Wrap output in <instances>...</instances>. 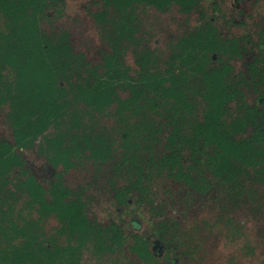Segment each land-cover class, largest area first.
<instances>
[{"label":"trees","instance_id":"trees-1","mask_svg":"<svg viewBox=\"0 0 264 264\" xmlns=\"http://www.w3.org/2000/svg\"><path fill=\"white\" fill-rule=\"evenodd\" d=\"M172 3L200 18L172 40L162 60L141 46L127 16L137 4L163 11ZM62 5L0 0V105L11 129L9 139H0V264H85L84 255L100 262L128 239L139 260L128 264H151L159 261L158 250L147 235L129 236L119 225L92 220L87 187L74 194L62 175L45 187L22 155L31 151L65 170L93 161L96 185L126 207L153 196L156 176L204 192L209 184L199 178L213 163L225 157L254 163V141L263 148L264 164V90L251 104L231 63L251 50V74L264 69V63L255 66L264 51V21L251 46L248 37H223L216 16L200 10L201 0H101L93 18L106 35V49L101 63L91 64L74 50L67 30L43 27ZM131 51L133 65L125 59ZM234 113L255 115L252 139L235 134ZM107 117L116 120L117 131L101 123ZM15 188L36 202L34 218L17 205ZM49 217L56 225L48 229ZM129 220L138 230V220Z\"/></svg>","mask_w":264,"mask_h":264},{"label":"rangeland","instance_id":"rangeland-1","mask_svg":"<svg viewBox=\"0 0 264 264\" xmlns=\"http://www.w3.org/2000/svg\"><path fill=\"white\" fill-rule=\"evenodd\" d=\"M61 1V12L44 22L43 27L52 31L67 30L76 52L84 54L91 64L101 63L102 50L106 49V35L93 18L101 0ZM202 9L207 16H216L215 24L223 36L248 37L249 43L251 38L257 41L253 33L264 21V0H243L239 8L232 0H201ZM199 16L196 12L188 14L172 3L163 11L137 4L130 8L127 18L137 31L141 46L146 47L155 58L163 60L169 55L172 40L187 35L195 28ZM239 21L242 23L239 24ZM252 52L244 51L236 60H231L236 71H243L253 59ZM261 54L258 57L260 64L255 62L257 67L264 63V51ZM135 57L132 51L129 52L125 56L127 64L133 65ZM243 80L247 85L248 101L255 103L258 94L264 90V69ZM37 106V101H33V115ZM7 112V108L0 105V139L11 136ZM254 120L253 114L234 113L231 120L233 131L241 138L252 139ZM101 123L111 131L118 130L114 118H102ZM253 144L255 160L250 167L240 166L234 159L225 157L213 163L210 171L206 170L212 182L207 193H193L181 182L156 176L153 196L127 207L113 202L105 187H92L96 179L100 180L92 165L71 170L50 169L36 153L28 151L22 156L25 166L47 187L55 174L64 177L74 194L83 192V188L87 187L84 196L92 220L119 225L131 236L137 232L129 220L134 214L142 223L140 232L149 235L152 241L162 243L163 258L151 264H174L172 260H176V264H264L263 148L257 141ZM211 178H217L219 182L214 183ZM12 190L17 192L15 201L24 211V216L34 218L38 208L36 202L19 195L16 188ZM55 225L53 217L46 220L48 229ZM129 242L130 239L121 250L109 254L103 261L98 262L94 256L88 255H84L83 261L85 264H128L129 260H138L129 250Z\"/></svg>","mask_w":264,"mask_h":264},{"label":"flooded vegetation","instance_id":"flooded-vegetation-1","mask_svg":"<svg viewBox=\"0 0 264 264\" xmlns=\"http://www.w3.org/2000/svg\"><path fill=\"white\" fill-rule=\"evenodd\" d=\"M236 1V0H235ZM234 2V1H233ZM243 2V1H242ZM242 2H240V3H237L236 4V2L235 3H233L234 4V6L237 8H239L240 7V4L242 3ZM207 15V14H206ZM200 18V17H199ZM216 20V19H215ZM236 21V20H235ZM236 22H238V21H236ZM223 37H225V36H223ZM244 52V50H242V53ZM247 52V51H246ZM238 57V56H237ZM236 57V58H237ZM252 57H253V55H252ZM234 60H236V59H234ZM249 62H253V59L251 58L250 60H249ZM248 62V63H249ZM247 63V64H248ZM247 64H246V67L243 69V71L242 72H238V71H236V69H234V71H235V75L239 78V80H241V79H245V78H247V77H249L250 78V76H252V74H251V72L249 71V69H248V67H247ZM243 73V74H242ZM245 81V80H244ZM246 87H247V85H246ZM251 104H256V101H255V103H251ZM253 131H254V128H253ZM40 158V157H39ZM43 159V158H42ZM45 161V160H44ZM46 162V161H45ZM47 163V162H46ZM235 163L236 164H239L240 166H247V167H250L251 166V164H245V163H242V162H240V161H235ZM48 165V164H47ZM82 164L81 163H77V166H81ZM93 166L94 167V169L96 168V164H95V162H93V161H91L90 163H88L86 166H85V168L86 167H88V166ZM48 167L50 168V169H54V168H52L50 165H48ZM29 169V168H28ZM73 169H76V168H73ZM78 169V168H77ZM79 169H81V168H79ZM30 170V169H29ZM31 171V170H30ZM32 172V171H31ZM33 173V172H32ZM95 173H98L97 171H96V169H95ZM205 173V175H203V177H201V178H199V180H201L202 182L203 181H205V183L206 184H209V186L204 190V192H202V193H200V194H204V193H207L208 192V190L210 189V187H211V185L210 184H212V182L210 181V178H209V175H207V173L206 172H204ZM34 174V173H33ZM35 175V174H34ZM98 175V174H97ZM35 177H36V175H35ZM54 177H56V174L53 176V178ZM53 178H51L50 179V183H51V181H52V179ZM98 178V177H97ZM240 178V177H239ZM36 179H37V177H36ZM99 179V178H98ZM166 179H172V180H174V181H177V182H180V181H178V180H175V179H173V178H166ZM212 180H213V182L214 183H218L219 182V180H217V178H211ZM38 180V179H37ZM154 180H155V178H154ZM39 181V180H38ZM40 182V181H39ZM41 183V182H40ZM93 183V182H92ZM182 183V182H181ZM43 184V183H42ZM67 185H68V183H66ZM97 184V179L94 181V183L92 184V187L93 186H97L96 185ZM183 184V183H182ZM44 185V184H43ZM184 185V184H183ZM45 186V185H44ZM50 186V185H49ZM48 186V187H49ZM69 186V185H68ZM45 187H47V186H45ZM186 188H188L190 191H192L193 193H197V192H195L193 189H190L189 187H187V186H185ZM112 200V199H111ZM113 202H115L116 203V201H113ZM131 219L132 220H138V222H139V228H138V230H136L137 231V233H141L140 232V230H141V227H142V223L140 222V220L136 217V216H134V214H132L131 216ZM132 226V225H131ZM133 228V227H132ZM135 230V229H134ZM142 234V233H141ZM144 235H147V234H144ZM148 236V238H150L149 237V235H147ZM151 240V239H150ZM151 242L154 244V245H156L157 247V250H158V252H157V250L155 251L154 250V252H157L156 254H157V259L160 261V259L161 258H163L162 257V255H161V245H162V243L161 242H159V241H152L151 240ZM159 247V248H158ZM155 249V248H154ZM176 260H172V263H174V264H176V262H175Z\"/></svg>","mask_w":264,"mask_h":264}]
</instances>
